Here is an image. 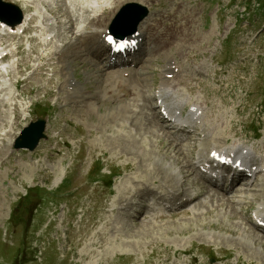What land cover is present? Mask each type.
Wrapping results in <instances>:
<instances>
[{
	"label": "rangeland",
	"instance_id": "374dc122",
	"mask_svg": "<svg viewBox=\"0 0 264 264\" xmlns=\"http://www.w3.org/2000/svg\"><path fill=\"white\" fill-rule=\"evenodd\" d=\"M4 1L21 8L32 6L31 14L41 17H47L46 13L50 11V7L60 11L57 15H63V21L67 16L61 0ZM128 1L147 5L141 0H119L115 12ZM190 1L194 11V23L193 28L190 27L191 36H187L194 37V41L183 45H192L185 51L186 56L188 55L192 65L203 61L209 76L193 80L191 75L187 78L191 73L188 71L179 79L180 88H183L182 92L190 98L195 99L199 95L201 101L207 102L210 107L206 110L208 123L219 124L217 146L241 140L244 143L252 142L255 151L264 152V140L262 144L260 140H254L255 136L264 134V58H254L255 61H251V57L243 58L247 54V46L240 49L236 33L239 27L246 26L247 37L254 36L258 22H263V19L256 18L254 24L239 21L237 28L235 27V35L231 33L230 38H224L229 28L223 26L228 21L229 13L234 12L232 9L236 7L235 3L232 0ZM81 3L83 6L87 4L85 0H76L72 8H80ZM164 3V0H160L156 5L163 7ZM227 3L229 5H226ZM245 3L248 5V2ZM241 8L242 6H239L238 10ZM187 14L178 18L182 21L177 26L174 21L169 22L173 24L169 35L175 31L170 40L181 36L180 27L184 24ZM57 15L53 14L56 17ZM103 16L109 21L107 15H102L95 21L99 27L104 23ZM50 19L54 20L52 16ZM63 25L61 33L56 34L58 37L50 40L52 45L34 48L32 54L27 52L33 45L29 42L28 35L21 38L2 36L0 41L8 50L16 45L21 46V54L17 60L21 68L14 66L16 56L0 65L1 68L6 66L5 70L10 71L12 75L9 81L5 72L0 69V88L6 86L15 97L18 92L15 91V81L27 79L24 82L25 94L13 100V103L16 102L23 108L21 117L18 110L16 111L17 117H14L13 127L6 124L4 113L7 112L11 120L12 106H4L1 103V99L8 96V91L0 89V264H11L16 251L20 253V262L17 261L16 264H264L260 252L254 254L247 250V240L256 232L246 222L245 215L243 223L246 227L243 226L242 217L238 215L237 211H242L245 205H235L236 211L233 204L223 202L228 206L230 217H227L224 208L226 205L214 204L197 208V216L188 212L185 217L175 216L166 221L157 218L153 222L138 221L137 217H127L124 211L116 209L126 205L131 198H137L139 192L135 190L139 186V180L147 181L151 178L156 183H166L159 178L164 173H155L156 170L169 173L171 179H177L170 173L173 168L160 167L155 170L151 167L150 164L153 165L155 158L174 165L179 174L182 170L185 174L182 179L187 178L184 181L185 189H198L200 181L190 173L189 168L192 170V166L189 165L187 151L185 155L178 147L170 146L169 138L158 137L163 129L161 130L157 123L158 118L151 113L153 108L143 109L144 106L140 103H144V100L140 99L138 105L133 107L137 104L135 97L117 101L103 97L106 96L103 91L110 89L120 76L117 78L115 71H100L98 68H104L103 64L98 63L102 67L98 66L95 57L90 55V59L85 51L82 50L81 55V50L75 48L78 45L74 35L69 32L70 24ZM214 27L217 33L211 34L209 31ZM94 29L81 23L77 28L74 25L72 32L84 36ZM221 43L226 44L225 48H219ZM178 47L180 49L179 45ZM58 48L65 49L59 51L61 60L68 56L65 63L68 62L69 65L61 63L62 68L69 67L68 75L60 69L56 56L52 55ZM263 48L262 37L256 40L254 56L261 54ZM213 49L215 50L212 51ZM227 50L231 52L229 56ZM176 52L175 47H170L168 57L162 54L163 57L153 58L150 64L146 67L143 65L138 73L144 72V77L151 79L149 85L153 88L158 83L162 60L174 57L173 54L176 55L175 58H180ZM39 60H48L52 62L51 65H56L52 67L56 74L51 76L50 71L43 70V75L31 76L34 72L33 66L40 65ZM184 61L177 63L181 69L186 70L183 66L190 62ZM49 62L47 69L51 66ZM25 63L28 66L22 65ZM55 67L59 72H56ZM108 74L113 77L107 79ZM68 76H71L77 88L71 89L61 84ZM135 82L136 78L125 82L126 85L129 84L128 91ZM141 85L147 87L144 89L138 85L147 98L151 94L146 96V92L151 87H148V82L146 85L141 82ZM63 89L67 92L65 97H61ZM121 92L122 89L119 94ZM81 95H94L91 96L93 101L85 100ZM109 98L119 99V96L109 95ZM65 102L68 104L64 106ZM60 105L62 109H55ZM120 112H124V116ZM153 113L155 114L154 109ZM38 116L48 119L45 122L48 138L41 140L34 151L9 148V139L14 138L24 125L36 120ZM4 124L5 127L1 128ZM154 125L159 130L158 134L154 131L155 135L150 133ZM144 137L150 144V147H147L149 154L142 152L140 148L131 153L132 149L137 147L136 142L145 143ZM205 141L210 145V139ZM147 143L144 145L147 146ZM164 143H169L170 148H165ZM194 151H208V146H196ZM114 174L116 176L112 177ZM180 178L177 179L178 182ZM174 184L164 186L170 187L166 189H176ZM152 188L155 187L146 189L150 191ZM116 190V194L112 196L111 193ZM115 199L120 201L118 206L114 202ZM208 203L210 202L206 204ZM15 205L16 211L19 212L12 215ZM135 206H131L127 211L136 213ZM179 212L185 213V210ZM99 232L105 233L102 236L95 234ZM2 233H6V239L13 238V244L5 240ZM208 233L213 238L208 239ZM239 234L242 236L241 242L237 238ZM216 236L219 238L215 239ZM244 239L245 241H242ZM250 245L257 249L261 247L259 250L263 251L264 240L258 239L255 244ZM23 256L26 262L22 261ZM211 259H214V262L210 263Z\"/></svg>",
	"mask_w": 264,
	"mask_h": 264
},
{
	"label": "bare ground",
	"instance_id": "6f19581e",
	"mask_svg": "<svg viewBox=\"0 0 264 264\" xmlns=\"http://www.w3.org/2000/svg\"><path fill=\"white\" fill-rule=\"evenodd\" d=\"M96 1H98V3H101L100 5H97L96 4ZM141 1H143V2H146L147 4H150L151 3V0H141ZM118 2H119V0H115V1H113V0H111V3H110V0H107V2L105 3V4H103L102 2H100L99 0H95V1H93L92 3L93 4H95L96 5V7L97 8H99V10L101 11V13L99 14V15H97V16H95L94 18H92L90 21H89V25L90 26H92L93 28H97L96 30H92L91 31V37L88 35H86V36H83V35H76L75 34V42L77 43V47H75V48H79V50H81V55H83V52H82V50L83 51H85V53L87 54L86 56H89V55H91V56H93V57H95V59L97 60L96 61V63L98 64V63H100V61H99V59H98V52L100 53V52H102V48L104 47V50H107L108 48L105 46V41H104V39H105V37H106V35H108V33L106 34L105 32H106V26H107V23H108V19L107 18H105L104 16H103V20H104V23L102 24V26L101 27H99V26H97L96 25V20L99 18V17H101L102 15H107L108 17H109V20H110V18L112 17V15L114 14V12H115V10H116V7H117V4H118ZM175 2V3H174ZM139 3H141V2H139ZM142 4H144V3H142ZM174 4H176V0H169V5L170 6H172V5H174ZM106 5V8H104V6ZM144 5H146V4H144ZM162 5V4H161ZM21 8V7H20ZM24 8H26V11H24ZM22 7L21 8V10H22V12L24 13V19H23V21H22V23L21 24H19V25H17V26H15V27H9V26H6L5 28H6V32H7V35H5L3 38H21V36L20 35H17V33H19V32H21L22 31V29L24 30L23 31V33H26V32H29V31H33V30H36L37 28L36 27H31L30 26V24H33L35 21H36V18L34 17V16H31L29 13H28V11H30V10H32V6H26V7ZM58 12V13H57ZM59 10L58 9H56V8H54V9H51V13H53V14H59ZM179 12V11H178ZM154 13H157V15H155V16H151V14H154ZM154 13H149V15L140 23V25H139V27H138V32L139 31H141V30H143V31H145V32H147V33H149L150 34V36H148L149 37V40H151L153 43H154V45H155V49L154 50H152V52H154L155 54H160L161 53V55L162 54H165L166 53V51L170 48V47H175L176 48V53L180 56V59L181 60H185V55L187 54V52H185L187 49H189V48H191V44L190 45H188V46H185V45H183L184 43H191L192 41H194V37H191V38H189L188 36H191L190 34H192V32L190 31L191 30V28L190 27H192L193 28V23H194V11L193 10H189L188 11V14L184 17V19H185V21H184V24L180 27V29H181V31H180V33H181V36L179 37H177L176 38V40H170V37L168 38V35H169V32H170V29L173 27V24L172 23H166V21H167V19H169V17L171 18V16H172V14H171V12H167V10L166 9H157ZM60 17H62V16H60ZM69 17V16H68ZM67 17V18H68ZM73 17H71V19H70V17H69V20L70 21H72L73 22V25H74V19H72ZM58 21H59V23L60 24H62L63 22H62V20L61 19H58ZM57 21V22H58ZM166 23V24H165ZM28 26L26 29H25V26ZM162 28V29H161ZM195 28V27H194ZM153 30V31H152ZM211 34L212 33H216V30H215V27L214 28H212L210 31H209ZM187 34H188V36H187ZM105 35V36H104ZM92 37H95L96 38V41H92L91 40V38ZM152 38H154V40H159L157 43L156 42H154V40L152 39ZM78 39H79V41H78ZM84 39V40H83ZM32 40H34V41H37L35 38H32ZM100 42L102 43V45H100ZM37 43H39V42H37ZM169 43H171V45L166 49V51H164V52H162L164 49H165V45H167L168 46V44ZM193 43H195V42H193ZM48 44H51V42H49ZM52 45V44H51ZM66 45V44H65ZM64 45V46H65ZM88 45H91V46H93L95 49H88ZM178 45L180 46V49H179V47H178ZM50 46V45H49ZM178 47V48H177ZM183 48V49H182ZM17 50L18 51H20V48H17ZM62 50H65V49H61V48H58V50H56L55 49V52H53L52 53V55L53 56H56L55 57V59H56V62H58L59 64L58 65H60V67H61V63L62 64H64V65H69V63L68 62H66L65 63V61H67V59H68V56L64 59V60H61L62 59V57L60 56V53H59V51H62ZM64 53V52H63ZM62 53V54H63ZM51 55V56H52ZM157 55V56H158ZM13 55L11 54H8L7 56L5 55L4 57H2V58H0V62L1 61H4V60H2L3 58H5V57H8V58H11ZM85 56V55H84ZM156 56V57H157ZM171 57V58H170ZM169 58H167L166 60H168L169 59V61H168V63L166 64V63H164V66L162 67V69H161V72L159 73V76H160V87H159V85H158V87L156 88V89H159V95H157V97H156V99L159 97V96H164V98L166 99V100H172V102H173V104L174 105H176V106H179V109H181V107L183 106V105H186V107H187V104H186V102H185V100H189L188 101V106L190 107V109H189V112H188V114H187V119H190V124H191V129L190 130H188L189 132H190V134H192V133H194V134H196L197 133V135H196V137L194 136V134L192 135V139L191 140H188L187 142H186V144H182V143H174V142H172L171 143V141H173L172 139H170V136L171 135H173L174 137H175V139H179L178 137H176L175 135H174V133H172L171 131H168L166 128H165V126L164 125H162V122H161V119H157L158 121H157V123H159V126L161 127L160 129L162 130V132H161V134H158V129H157V127H155V125L153 126V128H151L150 130H152V131H150V133L151 134H154L155 132V130H156V133L158 134V137L160 138V136L161 137H167V139L169 138L170 139V141H169V143H170V146H174V147H178L179 148V150L182 152V153H184L185 155H186V151H187V158H188V161H189V165H191L192 166V170L189 168V166H188V168H189V170H190V173L191 174H194L195 172H196V174L198 175V172H197V168H198V165H197V163H200L201 161H203L204 159H206L207 158V156L205 157V155H203V153H201V154H198L199 156H198V160L197 161H192V159L190 158L191 157V153L194 151V149H195V147H196V143L197 144H199V145H207L208 146V154L209 153H211V152H215L216 151V153H218V154H222V153H224L225 154V156L226 155H232V154H234V152L235 151H237V152H239V154L241 155V156H243V157H245L246 159H248L249 158V156L252 154V151H251V149L249 148V147H246V146H244V145H241V144H239V143H234L235 141H233L232 143V145H229V146H227V147H222V148H220V147H217V146H215V145H213L212 147H209V144H207V142L205 141V140H208V139H210L211 140V142L212 143H217L219 140H218V134H219V131H220V129H219V124L218 123H212V124H209L208 123V117H207V115H206V110H207V107H208V105H206L207 104V102H204V101H201L200 100V96L198 95L197 97H195V99L194 98H190L189 96H188V94H186V93H183L182 92V90L181 89H183V88H180L181 86H180V84H179V79H181L182 77H183V75L186 73V72H188V71H186V70H183V69H181L180 68V65L177 63V59H179V58H173L172 56H170ZM47 59V58H46ZM40 61V60H39ZM150 61H152V60H150V58L147 60V62H150ZM48 60H44V61H40V65H38V67H35V66H33V74L31 75L30 73H29V75H31V76H34L35 74H39V75H43V70H46V71H50L51 72V76H53L54 74H56V73H54V71H53V69H52V67L53 66H56V65H51L52 64V62L50 61L49 62V64L51 65L50 66V68H48L47 69V66H48ZM22 65H25V66H28V65H26V63L25 64H22ZM107 65L106 64H103V67L104 68H109V67H106ZM18 67H20V65H16V68H18ZM21 68V67H20ZM55 69L57 70L56 72H59V70H58V68L57 67H55ZM61 70H63V71H65V73L68 75L69 74V72H68V70H69V67H61L60 68ZM100 71H102L103 70V68H98ZM104 71V70H103ZM148 73V72H147ZM138 75H137V77H136V82H139V83H143L144 85H146L147 84V82H148V79L147 78H145L144 76H146V74L143 72V73H137ZM140 74L142 75V76H140ZM5 75H6V77L8 78V80L9 81H11V78H10V76L12 77V75H11V73H10V71H6L5 72ZM28 75V76H29ZM190 75L191 76H193V74L192 73H190V74H188V76H187V78L188 77H190ZM3 76H4V74H3ZM107 76H109V77H107V79L108 78H111V77H113V76H111L110 74H108ZM117 78H119V74H117ZM116 78V79H117ZM115 79V80H116ZM27 79H17L16 81H15V83H14V87L16 88L15 89V91L16 90H18V92H17V94L15 95V97H14V95H13V93L11 94L10 93V91H8L7 90V87L6 86H2L0 89L1 90H6V91H8L6 94L8 95L6 98H4V99H1V103H2V105H4V106H8V107H11L12 106V109H13V117H12V121L10 120V116H8V113L7 112H5L4 111V113H6L5 115H6V117H5V121L7 122L6 124L8 125V126H12L13 127V124H14V117H17V115H15V113H16V111L18 110V112H19V117H21V107H19V104H16V102H14L13 103V100H14V98H20L22 95H24L25 94V87H26V85H24V82L26 81ZM74 80H72L71 79V76H68L66 79H64L63 81H62V85L63 86H67V87H70L71 89L73 88V87H75V84H74V82H73ZM124 82V80H122V79H118V80H116V81H114V86L113 87H115L112 91H110L109 92V95H114L115 97L117 96H119V91L122 89V86H121V84ZM77 83V82H76ZM77 85V84H76ZM3 87H5V88H3ZM75 88H77V87H75ZM124 88V87H123ZM74 89V88H73ZM129 93H130V95H134V97H135V101L137 102V104L136 105H133V107L134 106H137L138 105V103H139V101H140V99H137L136 100V97H141V92H142V90H140L139 88H138V85L137 86H134V85H132V87L129 89V91H128ZM27 93H29V91L27 92ZM172 93H174L176 96H175V98H173L172 97ZM61 97H65V94H67V92H66V90H62V92H61ZM85 100H90V101H93V98L91 97V96H94V95H91V96H89V95H81ZM98 96H100V94H98ZM104 96V95H103ZM59 97V96H58ZM154 96L153 95H148V97L146 98L147 100L148 99H150V98H153ZM12 99V100H11ZM10 100V101H9ZM190 100H193V101H190ZM3 101V102H2ZM68 103L67 102H65L64 103V106L65 105H67ZM91 104H94V103H91ZM122 104V103H121ZM126 104H128V102H126ZM122 106V105H121ZM55 109H62V106L60 105V107L59 108H55ZM120 111H121V109H120ZM134 111V110H133ZM141 111V110H140ZM126 112H128V111H126ZM125 112V113H126ZM124 112H120V114H123ZM135 113V112H134ZM133 113V114H134ZM12 114V113H11ZM119 115V114H118ZM107 116V115H106ZM123 116H124V114H123ZM134 118V117H133ZM7 119H8V121H7ZM137 119V118H136ZM140 122V124H142L141 123V121H139ZM198 123H200L201 125V130L199 131L197 128H196V125L198 124ZM6 124H4L3 125V127H1V128H4L5 127V125ZM139 124V125H140ZM222 125V124H221ZM224 125V124H223ZM222 125V126H223ZM221 127V126H220ZM224 128V127H223ZM139 129V128H138ZM149 134V133H148ZM155 135V134H154ZM170 135V136H169ZM222 135V134H221ZM224 135V134H223ZM151 135H149V137H150ZM201 137H202V139H201ZM225 137V136H224ZM153 138H154V136H153ZM226 138V137H225ZM143 139V138H142ZM11 140H12V137L9 139V141H8V144H10V142H11ZM148 140L150 141V139L148 138ZM152 140V139H151ZM133 141H135V139L134 140H132V142ZM144 142L145 143H147V140H146V138L144 137ZM134 143V142H133ZM144 143V144H145ZM169 143H164V146H165V148L166 147H169L170 148V146H169ZM174 143V144H173ZM144 144H142V143H137L136 142V148L135 149H132V151H131V153H134V151H138L137 149L138 148H140L141 149V151L142 152H144V153H146V152H148V154H149V151L147 150V147H150V144H149V142L147 143L148 145L147 146H145ZM135 145V144H134ZM205 147V146H204ZM155 150V149H154ZM216 153H213V156L214 155H218V154H216ZM158 157V156H157ZM141 159V158H140ZM167 162V161H166ZM151 165V167H153L155 170L156 169H158V168H160V167H166V168H173V170L170 172L171 174H173V175H175L176 176V178L179 180V178H180V175H181V178H180V181L178 182L177 181V179H171V175L169 174V173H165V172H161V171H157L156 170V172L155 173H160V174H162V173H164V175L162 176H160L159 178H160V181L162 180L163 182H166V183H164V184H161V183H156V181L155 180H153V179H147V181L145 180V181H141V180H139L138 181V184H139V186L136 188V190H135V192H139L138 194H141V192L142 191H145L146 190V188L147 187H150V186H154V187H157V192H150V193H148V194H146V195H152L153 193L154 194H158L160 191H159V189H160V187H163L164 185H169L170 183H175L176 185L178 184V186H181V185H183V183H184V181H186L187 180V178H185L184 180L182 179L184 176H185V174L184 173H182V170H180L181 172H180V174H179V171H176V169H174V165H172V164H167V163H165L162 159H156L155 158V160H154V162H153V165L152 164H150ZM152 168V169H153ZM181 169V168H180ZM258 169V171L260 172L261 170H262V166L261 167H259V168H257ZM61 171V170H60ZM150 171H152V170H150ZM200 174V173H199ZM178 175V176H177ZM186 175H188V174H186ZM136 178L138 179L139 177H137L136 176ZM141 179V178H140ZM144 180V179H143ZM196 181V180H195ZM194 181V182H195ZM175 184H174V186H175ZM205 186L203 185H201L200 183L198 184V191H203L204 192V194H207L208 192L207 191H205ZM191 191H194V190H191ZM190 191V192H191ZM256 191V190H255ZM203 194V195H204ZM163 195V193H160V195H159V197L161 198V196ZM208 195L211 197V199L209 200V202H211V203H216L217 205L216 206H218V205H226V204H224L223 202H225V203H231V204H233L234 203V201L233 200H230L229 198H224L223 196L221 197L222 199H215V197L214 196H212V195H210L209 193H208ZM254 197V199L256 200H258V202H259V207L262 209V210H264V180H263V182H262V184H261V187H259L258 189H257V193H256V195H254L253 196ZM203 200L204 201H208V199H207V197H204L203 198ZM192 201H194V200H190L189 201V203H191ZM187 203V202H186ZM243 203H246V201H243ZM248 203V202H247ZM230 204V205H231ZM197 205L198 206H202V203H197ZM214 205V204H213ZM204 206V205H203ZM222 208V207H221ZM225 209H226V214H227V217H230V211L228 210V206L226 205L225 207H224ZM181 209H183L182 207H180V209L179 210H181ZM223 209V208H222ZM222 209H219V210H222ZM236 209V211H237V208H235ZM178 210V211H179ZM232 210V209H231ZM192 212L194 213V216H197L198 214L196 213V210L195 211H193L192 210ZM235 212V211H234ZM239 215V214H238ZM240 216L243 218V214L242 213H240ZM149 217L150 218H154L155 216L153 215V214H150L149 215ZM233 217V216H232ZM187 222V221H186ZM234 222V221H233ZM244 226V225H243ZM254 230V229H253ZM177 231V230H176ZM243 234H245V232L242 230L241 231ZM248 233V232H247ZM199 234V233H198ZM203 234V233H202ZM242 234V235H243ZM200 235V234H199ZM212 235V234H211ZM208 237H211L210 235H208ZM242 236L239 234V236H237V238H238V240L241 242V240H240V238H241ZM251 238H249L248 240H247V245L251 248V249H255L254 251H251V253H254L255 254V252H257V251H259V252H262L261 250H259V249H257V247H254V246H251L250 244L251 243H253V244H255L256 243V241L258 240V239H261V236L259 237V236H257L256 234H251V236H250ZM253 237V238H252ZM212 238H213V236H212ZM216 238H219V236H216L215 237V239ZM246 238V237H245ZM258 238V239H257ZM242 239V238H241ZM242 241H245V239L244 240H242ZM263 242V241H262ZM245 244V243H244ZM261 244V243H260ZM246 245V244H245ZM248 247V248H249ZM246 250V249H245ZM263 252H264V249H263ZM259 254V253H258ZM257 255V254H256Z\"/></svg>",
	"mask_w": 264,
	"mask_h": 264
},
{
	"label": "water",
	"instance_id": "95a60500",
	"mask_svg": "<svg viewBox=\"0 0 264 264\" xmlns=\"http://www.w3.org/2000/svg\"><path fill=\"white\" fill-rule=\"evenodd\" d=\"M138 9V11H135ZM13 11L16 13L15 23H19L22 19V15L18 8L10 3H4L0 0V20L10 23L8 14ZM146 10L144 7L137 4H128L126 5L121 12L118 14V17L115 20V23H118L120 26V31L115 28V26L110 28V32L117 36L123 37L125 35L131 34L134 32L137 23L144 17ZM11 24V23H10ZM44 129V122L42 119H39L36 122L30 123L27 127L23 129L21 135L16 140L17 147H26L28 149H34L41 137H43L42 131Z\"/></svg>",
	"mask_w": 264,
	"mask_h": 264
}]
</instances>
